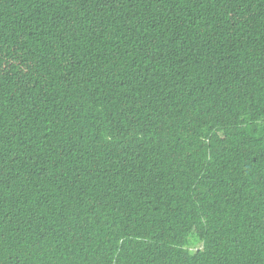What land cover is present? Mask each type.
Instances as JSON below:
<instances>
[{
  "label": "trees",
  "instance_id": "1",
  "mask_svg": "<svg viewBox=\"0 0 264 264\" xmlns=\"http://www.w3.org/2000/svg\"><path fill=\"white\" fill-rule=\"evenodd\" d=\"M0 264H264V0H0Z\"/></svg>",
  "mask_w": 264,
  "mask_h": 264
}]
</instances>
